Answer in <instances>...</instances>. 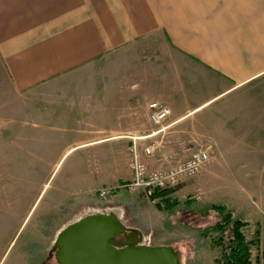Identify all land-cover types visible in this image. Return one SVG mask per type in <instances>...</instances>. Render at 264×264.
Segmentation results:
<instances>
[{
	"label": "crops",
	"instance_id": "obj_1",
	"mask_svg": "<svg viewBox=\"0 0 264 264\" xmlns=\"http://www.w3.org/2000/svg\"><path fill=\"white\" fill-rule=\"evenodd\" d=\"M151 102L172 114L149 136ZM131 137L160 141L159 169L209 143L199 177L211 169V193L237 191L238 212L264 218V0H0V168L21 176L1 188L0 264H40L41 244L56 243L38 225L25 246H6L9 209L43 191L26 178L57 172L43 215L74 223L96 213L99 188L131 178ZM108 199L150 245L172 246L160 208L149 206L151 219L138 196Z\"/></svg>",
	"mask_w": 264,
	"mask_h": 264
},
{
	"label": "rangeland",
	"instance_id": "obj_2",
	"mask_svg": "<svg viewBox=\"0 0 264 264\" xmlns=\"http://www.w3.org/2000/svg\"><path fill=\"white\" fill-rule=\"evenodd\" d=\"M139 141L141 143H146L144 142V140ZM209 145V143L201 140L200 143L194 144V148ZM156 159V157L147 159V166L149 169H159L150 166L151 161H157ZM48 170L51 169L48 168ZM56 173L50 176L48 171H46L43 174L30 175L29 178L25 179L27 185H35L37 187L36 194H40L39 192L41 188H43V191L34 205L32 204L33 200L29 199L31 201L28 203L26 202V206L20 213L17 210L11 211V209H9L8 215L14 218L17 217V223H9L8 226V240L6 246L13 240L11 244V248L14 247L13 252L18 250L20 247L25 246L28 236L38 225L41 226V230L46 234H53L54 231L58 236L61 230L68 226V223L70 224V222L66 221L67 218L63 217V213H61L62 215H60L56 212H53L49 213V215L47 216L43 215V210L45 208L49 193L46 194L42 201L41 199L43 198V195L45 194L47 188L53 182ZM199 173L193 177L183 179L177 186L172 188V192L170 191L171 189H169L168 194L163 193L167 198V202L169 204L172 203V207H168L166 209L160 208L163 215L159 217V220H157L156 223H158V226L160 227L158 229L160 236L162 237H160V240L172 245L171 247L176 251V253L179 254L180 264H220V248L212 246L213 234H208L206 236L201 234V231L204 228H207L210 225L214 224L220 217L219 213L211 208V204H219L223 202L229 203L235 209L236 217H240L243 219H247L248 217L245 216V214L239 213L232 200H230L236 199L235 196L239 194L237 191H219L216 193H211V180L205 179V177L207 178L208 176L211 178V169L203 172L202 175L204 176V178L201 176L199 177ZM17 177H19L18 180ZM20 177L21 176L16 175H13L12 177L11 175H6L3 172L1 173L0 168V203L1 201L5 200V195L1 192V188H4L5 184H19L21 182ZM232 178L234 179L232 183H235L237 179H240V176H232ZM57 180L58 178L54 180L53 184ZM207 181L209 184H207ZM197 194L202 195L201 200L194 199V196ZM133 195L138 196V200L141 201L140 205H138L139 208L141 210L143 209V211L146 212V214L151 217V219H153L154 215L148 208L149 206H152L159 209V207L151 204L140 194ZM108 198L101 199L98 197V201L97 203L95 202L96 204L94 205V207H91V211H95L96 213H113L114 211L115 213H121L118 208L120 206L118 201L112 203ZM21 199L25 201L26 197L22 196ZM52 208L53 207H51V209ZM129 213L130 212H128V209H125L123 219L125 218L127 220L128 217L130 218ZM0 214H5L4 206H2V208L0 209ZM251 215L254 216L255 221L251 222V227L248 229V232L250 234H253L256 226L258 225V227H260V247L262 253V261L260 264H264V218L257 215L255 211H252ZM131 218L132 222L140 223L139 219L141 218V215H133V217ZM126 222L127 224L129 223L128 221ZM127 229L130 230L133 228L127 227ZM148 240H150L152 243L157 242L154 237H150V239L147 238L145 242H147ZM51 241L52 239H46L45 244H41V247L39 249L40 251H42L40 252V264H58L55 258L56 247L52 245ZM142 242L144 241L141 239L140 243ZM1 247L2 246H0V248Z\"/></svg>",
	"mask_w": 264,
	"mask_h": 264
},
{
	"label": "water",
	"instance_id": "obj_3",
	"mask_svg": "<svg viewBox=\"0 0 264 264\" xmlns=\"http://www.w3.org/2000/svg\"><path fill=\"white\" fill-rule=\"evenodd\" d=\"M141 239L142 234L128 230L116 214H89L58 234L55 258L58 264H180L171 246L144 245Z\"/></svg>",
	"mask_w": 264,
	"mask_h": 264
},
{
	"label": "built area",
	"instance_id": "obj_4",
	"mask_svg": "<svg viewBox=\"0 0 264 264\" xmlns=\"http://www.w3.org/2000/svg\"><path fill=\"white\" fill-rule=\"evenodd\" d=\"M150 119L157 126V130L149 136L160 133L166 129L164 122L171 116V108L160 102H151L148 105ZM146 137H131L128 146L130 156L131 178L115 186H103L97 190L101 199L114 196L116 193L140 194L151 204L166 209L167 198L163 192L177 186L183 179L193 177L199 173L203 165L210 160V146H199L190 150L188 157L178 161L174 166L166 169H149L146 160L159 155L160 141L153 140L141 143ZM201 200L202 195L194 196ZM142 244H150V240Z\"/></svg>",
	"mask_w": 264,
	"mask_h": 264
},
{
	"label": "trees",
	"instance_id": "obj_5",
	"mask_svg": "<svg viewBox=\"0 0 264 264\" xmlns=\"http://www.w3.org/2000/svg\"><path fill=\"white\" fill-rule=\"evenodd\" d=\"M163 193L168 194V190ZM168 207H172V203L168 204ZM211 208L216 210L220 217L214 224L204 228L201 234H213L212 246L220 248V264H260V227L257 225L254 233L250 234L248 229L251 222L236 217L235 209L229 203L213 204Z\"/></svg>",
	"mask_w": 264,
	"mask_h": 264
},
{
	"label": "flooded vegetation",
	"instance_id": "obj_6",
	"mask_svg": "<svg viewBox=\"0 0 264 264\" xmlns=\"http://www.w3.org/2000/svg\"><path fill=\"white\" fill-rule=\"evenodd\" d=\"M115 239H116V240H119V241H122V242H125V240H124L123 237H119V236H117Z\"/></svg>",
	"mask_w": 264,
	"mask_h": 264
}]
</instances>
